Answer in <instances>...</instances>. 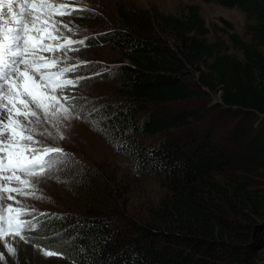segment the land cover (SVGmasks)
Here are the masks:
<instances>
[{
  "label": "trees",
  "instance_id": "16d2710c",
  "mask_svg": "<svg viewBox=\"0 0 264 264\" xmlns=\"http://www.w3.org/2000/svg\"><path fill=\"white\" fill-rule=\"evenodd\" d=\"M203 1L238 8L244 33L209 40L190 4L155 17L118 7L124 27L88 37L128 60L113 74L122 103L97 116L166 192L138 216L41 217L30 245L61 254L54 264H264V0ZM83 163L80 181L95 175Z\"/></svg>",
  "mask_w": 264,
  "mask_h": 264
},
{
  "label": "rangeland",
  "instance_id": "374dc122",
  "mask_svg": "<svg viewBox=\"0 0 264 264\" xmlns=\"http://www.w3.org/2000/svg\"><path fill=\"white\" fill-rule=\"evenodd\" d=\"M190 4L199 7L200 15L208 28L209 40L220 38L228 42L225 33L228 29L239 34L244 33L245 16L238 8L203 0H80L70 7L84 10L76 11L70 17H56L64 23L71 21L72 32L65 30V34L73 40L83 41L82 44L73 45L76 50L67 54V65H61L71 67L79 64L75 72L66 74V78L77 79L85 69V64L98 71L92 76H101V80H84L83 84L79 81L73 87L74 93L80 96V101L99 105L107 103V107L122 103L118 101L113 74L124 63H128V60L110 42L90 44L86 40L95 34H101L108 40L115 30L124 27L118 17V7L125 10L134 7L155 17L161 13L178 14ZM210 98L216 101L218 94H212ZM137 119L141 117L137 116ZM49 130L56 135L55 129ZM106 130L108 129L100 123L94 125L90 119L83 118H74L69 126L61 129L64 139H57L55 143L71 154L72 165L82 160L83 164L94 170L95 175L85 172L86 176L80 181L71 164H67L59 172L50 173L49 178L42 179L36 186V197H17L22 204L34 208L32 216H28L30 219H40L43 216L50 218L64 213L71 216L87 215L93 207L114 212L117 205H126L131 215L138 216L166 192L160 182L139 171L133 159L121 150L111 130H108L109 134H106ZM155 140L145 138L143 142L151 143ZM23 235L25 236V232ZM26 238L0 239V264H54L55 261L50 258L61 257L59 253L45 256L42 250H47L44 247L30 245L29 236ZM8 245L15 249L14 253L8 251Z\"/></svg>",
  "mask_w": 264,
  "mask_h": 264
},
{
  "label": "snow or ice",
  "instance_id": "6c2138e0",
  "mask_svg": "<svg viewBox=\"0 0 264 264\" xmlns=\"http://www.w3.org/2000/svg\"><path fill=\"white\" fill-rule=\"evenodd\" d=\"M79 2L0 0V239H27L23 233L35 225L24 217L35 210L17 197H36L41 180L68 164V154L55 141L64 139L61 129L79 118L76 97L68 94L79 78H66L79 64L61 65L83 41L65 34L72 32L71 21L56 17L84 10L70 7ZM8 251L15 249L8 245Z\"/></svg>",
  "mask_w": 264,
  "mask_h": 264
},
{
  "label": "clouds",
  "instance_id": "9594fccd",
  "mask_svg": "<svg viewBox=\"0 0 264 264\" xmlns=\"http://www.w3.org/2000/svg\"><path fill=\"white\" fill-rule=\"evenodd\" d=\"M94 69L95 68H90L89 69V71L91 72V73H93L94 72ZM92 78H95L94 76L92 77ZM91 78V79H92ZM86 80V79H85ZM83 81V80H82ZM93 106H94V108H95V114H94V117L98 120V123H100V125H102V126H104V127H106L105 126V119L104 118H99L97 115L99 114V112H100V110H102V109H104L106 106H107V103H102L101 105H99V103H93ZM79 118H81V117H79ZM107 128V127H106ZM108 129V128H107ZM109 130V129H108ZM108 130H106V134H109V132H108ZM113 138H116L115 136H113ZM116 140H117V138H116ZM58 253V252H57ZM61 255V254H60Z\"/></svg>",
  "mask_w": 264,
  "mask_h": 264
}]
</instances>
